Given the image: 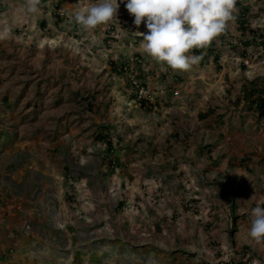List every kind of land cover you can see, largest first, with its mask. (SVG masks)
Here are the masks:
<instances>
[{
  "label": "rangeland",
  "instance_id": "rangeland-1",
  "mask_svg": "<svg viewBox=\"0 0 264 264\" xmlns=\"http://www.w3.org/2000/svg\"><path fill=\"white\" fill-rule=\"evenodd\" d=\"M96 2L0 0V264H264V116L243 98L264 88V0H236L189 71L143 52L119 0L73 22Z\"/></svg>",
  "mask_w": 264,
  "mask_h": 264
},
{
  "label": "clouds",
  "instance_id": "clouds-1",
  "mask_svg": "<svg viewBox=\"0 0 264 264\" xmlns=\"http://www.w3.org/2000/svg\"><path fill=\"white\" fill-rule=\"evenodd\" d=\"M41 0H26L27 11L35 13ZM134 17V25L144 23L147 32L140 48L162 67L173 71H189L201 57L189 55L193 49L210 46L234 20L236 0H119ZM118 0H97L87 11L72 17L85 31L110 21L119 8ZM250 238L264 242V207L257 205L251 212Z\"/></svg>",
  "mask_w": 264,
  "mask_h": 264
},
{
  "label": "trees",
  "instance_id": "trees-1",
  "mask_svg": "<svg viewBox=\"0 0 264 264\" xmlns=\"http://www.w3.org/2000/svg\"><path fill=\"white\" fill-rule=\"evenodd\" d=\"M248 10V8H244V11L241 13V23L243 25L242 28H246V23L247 21L246 18L244 16H246V11ZM246 44H250L249 41H246ZM260 44L263 45L264 47V41H260ZM205 48L203 49H193L191 50L192 52H194L195 54H199L200 56H202L203 60L207 61L208 60V56L207 55H204V51ZM203 52V53H202ZM206 54V53H205ZM215 59H218L219 55L217 53H215ZM117 66L114 64L113 68H112V72H116V73H119V69L116 68ZM136 95H137V98H138V93L136 92ZM243 98L244 99H247V101L249 103H251V107L255 108V109H258L259 110V115L260 116H264V88L262 86H258L257 83H253L251 86H245L243 87ZM142 104H146V103H150V99L149 97H146L144 99L141 100ZM144 104V105H145ZM202 117H206V113H202L201 114ZM100 138H103L104 136L100 135L99 136ZM105 138V137H104ZM109 142V140H108ZM232 194L234 192H231Z\"/></svg>",
  "mask_w": 264,
  "mask_h": 264
},
{
  "label": "built area",
  "instance_id": "built-area-1",
  "mask_svg": "<svg viewBox=\"0 0 264 264\" xmlns=\"http://www.w3.org/2000/svg\"><path fill=\"white\" fill-rule=\"evenodd\" d=\"M245 62H246V63H249V59H246ZM138 92H140V93L138 94L139 96H141V95H142V96H147V94L150 93V91H149L148 89L145 90V89H140V88H138L137 93H138ZM175 94L177 95L178 92L176 91ZM148 97H150V95H148Z\"/></svg>",
  "mask_w": 264,
  "mask_h": 264
}]
</instances>
